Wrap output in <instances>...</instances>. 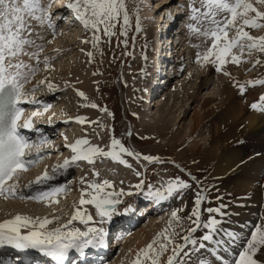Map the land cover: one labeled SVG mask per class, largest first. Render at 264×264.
<instances>
[{"label": "rangeland", "instance_id": "374dc122", "mask_svg": "<svg viewBox=\"0 0 264 264\" xmlns=\"http://www.w3.org/2000/svg\"><path fill=\"white\" fill-rule=\"evenodd\" d=\"M179 1L180 0L173 1L172 4L168 5L169 7L167 10H160V8L162 7L161 0H127V7L130 13V24L127 27V36H123L120 34V27L118 25L117 29L115 30L116 35L112 36L111 38L103 36V33L101 32V40L98 46L95 48L91 43L93 32L86 31L82 27V25L74 19L71 12L70 14H66V12H64L62 20H66L67 17H69L68 22H70L73 27L71 26L70 29H62L61 27V33L62 31H64V33H62L60 37L58 36L52 43L49 42L50 45L48 46V48H51L53 51L49 55L43 57V59H45V57L48 58V67H45L44 62L36 65L35 67L38 68V71L30 79V81L34 82V85H36L35 87H38L36 88L34 93L35 97H42L41 95L52 90L47 87L48 82H52L51 84H56L57 82V85H59V89L56 88L58 89V91H55L53 93L50 92V94L47 96H51L54 93L61 91L55 97L51 98L52 102H48L44 97L38 98V106H35L30 110L31 112L39 111L40 113H42L41 115L34 117L33 120H42L39 122V125L40 128L45 132L54 131V128H57L54 132L49 133L51 138L49 141H47L46 147L44 146V148H46L47 150H52L47 151L45 155L40 158L39 164L34 167L31 170L30 174L25 176L22 181L26 182L28 180V182H30L34 173L44 174L45 171L50 170V167L52 165L60 163L62 158L72 156L73 153L71 152L70 148L66 147V145L73 144L77 139L86 138L90 143H95L98 141V139H106L105 141L108 142L107 145L109 149V145L111 143L113 135L117 137L116 139H120L126 147L139 154V159L134 156H129V159L127 161L133 166L135 163L137 171L134 172V170H131L130 167L125 166V168L129 169L130 179L131 181H133L128 182L130 181V179L127 178L126 175L119 174L120 171L118 170V173H115L114 170L112 171L108 168L109 165L106 158L97 159L95 164H89L83 160L78 161L77 165L74 167V174H72V179L70 181L74 182V187L70 188V190L66 192V194H64L67 199L62 200L61 198H57L58 203L52 202L55 198L43 200L40 202L24 201L20 198L5 200L3 203H0V222L13 219L17 215L31 217L32 219H36L38 216V218L40 219H43L45 217H47L48 219L59 217L60 221H62L66 215L71 217L74 209L76 207H79L78 204L81 198V190L86 187L85 184L81 183L80 179L84 178L86 182H93V176L95 175L92 174L90 169H98L101 171V181L105 179L111 181L114 189L117 192L120 189H123L124 192H126V189L131 188L130 192L132 194L129 195L128 198V201L131 204L128 205L129 202L126 203L127 199L123 198L122 203H126L123 206L124 209L128 206H133L135 197H137L138 200L137 202H135L136 205L137 203H140L142 201L138 196L139 190H137L134 185H137L141 181H143L145 182L143 190L148 189L149 173L147 172L151 173L150 181L152 184V189L154 190L157 188L163 190V188L166 187V182L170 179L175 178L182 179L191 185L189 189L185 190L182 193V195L179 197L178 202V198H176L177 196L171 197V199L176 198L175 200H169L170 205H176V208H178L177 210L183 209V211H179L178 213V215L182 218L179 222L172 220L170 213L172 212L171 210L173 208H170V211L166 209L167 211L165 212H162L163 209H161V211L157 214L156 212H154L150 215V218L145 214L144 216L138 215L140 211L136 212L143 223H139L140 226L137 227L136 230H134L133 235L140 233V231L146 230L147 227L150 226L149 223L152 220H156V222H158V220L160 219V223L166 221V223H164L163 225L161 224L162 226L149 228L152 229L153 236H151L150 240H147L144 246L151 242L156 234L160 233L165 228H168L169 232H172L174 230L176 233H178L179 235L176 236V240L181 243L183 242L180 237L185 234L184 230L192 226L187 217L190 215L191 210L194 206V195L198 190L203 191V195L205 197L200 210L202 221H206L209 218L210 214L206 211L208 207L217 208L221 205L226 206L224 214V208H222V214H211L215 216L216 219L222 221L221 224L223 227L221 226V224L219 225V227L224 230V233H222L221 235L225 240L229 239V237L225 235V233H234L236 236L237 233L243 232L244 228L248 227L249 222L253 224L249 233L255 231V227L257 225H261L259 216L262 215L263 209H258V211H256L257 207L254 206L250 208L253 202L248 201L246 203L247 199H245L244 197L247 194L251 198V193L247 192L245 193V195H243V189L239 190V187H236V185L243 184L242 182H240L241 178L236 176L230 182H228V184L224 183L225 180L221 179L222 177H220V179L218 178V180H214L211 178L215 166L214 161L205 162L202 160L207 145L206 143L211 138L210 132L212 129L210 130L209 127L211 124H208V126L206 127H202L200 131L201 135L197 137V139L193 138L192 141H188L187 137H183L181 140L177 139V136L182 134V131L188 130L185 127L188 123L191 122V116L195 111L194 108H196L197 106L196 109L201 110L200 107L203 102L202 99L204 97H207L209 93H212V90H214L213 92L218 91L220 88H223L222 86L225 85L224 80L227 79V76L224 75V68L220 72L214 70L215 72L212 71L211 73L209 65L211 64V62H204L203 60H200L199 62L196 61V63H194L193 65L188 63L185 73L181 77H178L174 81H171L172 83H170L169 86L166 87L165 85L160 89L162 90L161 92L158 88H155L152 91L153 102L151 103V107L149 106V108L152 109L154 104H156V102L158 101L159 105L156 104L154 106V108L152 109V114L156 113V120L159 118H164V120L166 121L165 123L167 124L166 127H168L167 130L169 131L170 129L172 133L170 132L168 134L167 130L166 132L164 131L165 133L163 131L161 132L157 127H155L156 129L153 130L147 128V122L149 121L148 116L150 115H146L145 106L150 102V100L146 101L147 99H144V95L146 91L145 88L147 87V76H149L151 72L149 74L146 73L149 69L152 70L153 64L152 61H150L151 37L148 36V33L144 32L145 26H147V23H149L150 21V23L152 24L156 23V21H158L157 19L162 20L165 14L166 17L170 15V12H172L173 8L178 7ZM66 3L67 0L65 1V4ZM257 7L259 6L257 5ZM164 8H167V6ZM137 9L138 13L136 11ZM141 10L153 11L156 14H153V16L150 17L151 20L148 21V18L142 17L143 15L141 14ZM261 10H264V8H262ZM60 12L61 11L57 13ZM165 24L166 23L163 24V27L166 26ZM160 26L162 28L161 30H164L162 25ZM146 30L149 31V29ZM165 30L163 32H165ZM263 31L264 29L253 30L250 32V34L253 36H260ZM84 40H87L89 42L83 43L82 41ZM125 40L127 41V43H124ZM75 42L76 44L73 45L72 43ZM70 43L72 44V46H70V49H67L66 44ZM51 49H49V51ZM89 52L92 53L91 57L87 55V53ZM43 53L45 52L39 51L40 55H44ZM245 57L244 59L248 62L241 63L242 65L248 66L245 74L241 77L240 71L237 67V69H233L231 71L228 70L230 75L232 77H235L236 79L238 77H241L240 80L243 81L241 82V84H244L247 81H254L264 77V68L262 66V64L264 65V54H254L251 58L247 56ZM257 58H259L261 62L260 64L253 67L252 62ZM211 59H214V57ZM187 62L188 60L186 61V63ZM226 64L227 66H231L230 64L233 63L228 62ZM260 66L262 67L260 68ZM74 71H78V73L74 74ZM202 75L209 77V83L207 87L201 88L199 90L198 87H196L197 80L199 81V78ZM223 77H225V79ZM41 80H44L45 84L41 85L39 83ZM80 81L85 84L84 90H79V86L80 84H82V82ZM177 84L187 85L186 87L184 86V91H178L180 86H178ZM247 87L249 86L246 85V88ZM237 88L238 91L235 95L238 98V92L240 89L239 87ZM82 91H84V97L78 95V92ZM87 91H89V93ZM171 93H177V96L174 97V100H169V103H166L165 98ZM260 95H264V92H262ZM258 97L253 99L252 101L248 97V100L246 99V101L250 102V104L252 105L253 103H257L259 101L260 97ZM193 99H197L200 104L196 105V103H193ZM220 101L221 100L218 99L216 102L210 104L208 106V109L210 107H214L216 104L218 105ZM235 102L241 104L242 100L239 98V100H236ZM247 102H245V105H247ZM90 104H96L98 107L93 108L90 106ZM250 104L247 105V108L249 109H247L244 105V109L247 115H249V113L252 114V111L250 110V108L252 107ZM45 105H51V107H49L47 111H44ZM57 108L59 109V114L64 111V115L66 114V118L70 120L68 124H62L61 122H54L53 124H50V122L55 121L54 118H56L55 116L58 114ZM255 110L257 112H261L259 106ZM256 111L252 115H256ZM55 112H57V114ZM262 112L261 116L264 118V111ZM86 113L99 115L98 118H89V122L90 119L93 118V121L88 125L89 127L85 124L86 121L84 123H79L76 120L77 117L86 118ZM184 113H186L185 120L179 122L180 118L184 116ZM52 115H54V117H52ZM178 116H180V118H177ZM113 119H115L114 122ZM38 121L39 120H37L36 122ZM144 121H146V123L143 125ZM62 122L64 123L63 120ZM42 123L46 124L47 126H41ZM57 124H59L60 126H58ZM211 127L215 128L214 126ZM251 135L252 132L250 131H247L243 134V136H246L243 140V142L245 143L243 144H246L247 148L250 146L248 148L247 155L243 154V150H241L242 148L240 146L238 147L237 144L233 145L232 153H235V151H237L236 148L238 147V151L244 157L246 156L247 158H250V156L252 157V155L254 154V148H262L264 146L261 144V141L251 139ZM199 139L201 140L199 141ZM194 141L195 143H199V146L203 148V151H199L197 147H195L194 149ZM249 141L252 144L248 143ZM254 141L256 144L254 143ZM108 149H106V151ZM239 152L238 154H240ZM145 155L152 156L157 159L152 162H148L143 160L142 158ZM256 155H253V159ZM123 158L125 159L124 156ZM141 167L144 172H146L145 169L147 170V172L145 173V179H140L143 177V171ZM238 168L239 166L235 167L234 170H237ZM40 171H42L43 173H41ZM244 171L245 170H243V172ZM248 171L251 172H249L250 174L259 173V181L256 182L252 190L256 189L262 182L261 187L259 188H261L264 193V166L257 164L256 166L250 167ZM137 172L141 174L138 177H136L135 174ZM60 173L61 171L57 170L54 174L59 175ZM79 174L80 179L77 178ZM73 175L75 177H73ZM22 185L23 183L18 184L17 188ZM108 191H112V189H108ZM141 195L144 196V193H141ZM227 196H229L228 199H226ZM262 199H264V195L262 196ZM152 200L153 199L150 198V200L148 201ZM226 200L228 201V203H226ZM89 207H91L92 210L94 209L92 205H89ZM89 207L86 205L85 209ZM233 207H235L237 210L232 211L233 214H229V211ZM226 210H228V212H226ZM53 211L62 213L61 215L54 214ZM119 212L121 213L122 211ZM123 214H125V212ZM230 215H232V217L234 215L236 216V218H231L227 222H223V219L227 220L225 219V217H230ZM254 216H256V218L255 222L253 223L251 220ZM170 221H172L171 227H169ZM62 223H59L58 225ZM104 225H106V223L102 225L105 228ZM79 226H81V224ZM55 227H57L56 223H52L47 226L49 230ZM71 227H74V225H72ZM205 232V229L200 228L196 233H194V237L199 238ZM240 235L241 233L238 236L240 237ZM132 236H128L126 240L127 243L122 244L114 254V258L112 259L111 256L107 263L112 260L110 262L112 264H124L123 261L120 260V258L127 256L129 249H131V244L133 243L131 242ZM221 252L224 254L229 253L230 247H228L227 245H221L220 247H217L215 255H212L210 250H201L199 253L193 254V257L197 258L199 255V258H206L209 264V260L212 257V263L218 264L215 263V259L216 255H221ZM169 254L170 252L164 254V256L161 258V264H166L167 256ZM128 257L129 260L127 262H124L130 264L129 261L131 260V258L134 259L135 256L128 255ZM188 264H196V261L192 258L188 262Z\"/></svg>", "mask_w": 264, "mask_h": 264}, {"label": "snow or ice", "instance_id": "6c2138e0", "mask_svg": "<svg viewBox=\"0 0 264 264\" xmlns=\"http://www.w3.org/2000/svg\"><path fill=\"white\" fill-rule=\"evenodd\" d=\"M50 7V4L45 6L43 0H0V196L6 199L9 196H19L20 199L40 202L49 200L65 190L63 186H60L47 191H36L35 194L30 193L27 196L16 191V182L19 180L20 173L26 172L29 166L37 163L41 158V147L47 143L43 139L36 144L30 143L20 133L22 128H32L33 118L42 114L39 111H32L29 116L24 117L25 110L20 106L21 103H39L34 97L36 89L31 90L33 99L28 101L29 93L24 88L25 83L36 74L38 68L26 64L21 57L28 56L39 64V51H42V46L36 45L31 39L34 32L31 22L39 21L43 24L46 20L51 21L53 14ZM65 7L86 31L93 32L91 43L94 48L101 40V32L103 36L111 38L116 35L115 30L118 25L120 34L127 36V27L130 24L127 0H67ZM187 7L190 20L189 31L211 41L203 54L197 53V62L202 56L204 62H211L216 66L215 70L220 72L222 66L228 62L239 66L242 62H248L244 59L245 56L251 58L254 54H264V35L250 34L251 30L264 29V10H261L264 8V0H188ZM136 11L138 13V9ZM82 42L88 43L89 41ZM124 43L127 41L125 40ZM30 46L36 47L39 51H27L26 49ZM87 55L91 57L92 53L89 52ZM213 57L214 59H211ZM260 62L257 58L252 62L253 67ZM44 64L47 68V57L44 59ZM224 75L227 76L230 73L225 71ZM39 83L43 85L45 81L41 80ZM257 84L264 85V79L247 81L244 84H238V87L243 93L246 85L255 86ZM47 87L54 89V85L50 82L47 83ZM78 95L84 97L83 92H78ZM90 106L98 107L96 104ZM49 107L51 105H45L44 111H47ZM251 107L256 109L258 104L253 103ZM259 107L261 111H264V95L260 97ZM76 120L84 123L86 118L77 117ZM66 147L70 148L73 155L70 159L66 158L62 164H58L53 171L66 169L72 163L81 160L95 164L98 158H111L114 162L130 167L123 158L124 155L140 158L138 153L116 138L111 139L107 151L102 147L91 145L86 138L77 139ZM32 149L36 151V159L29 158ZM142 158L148 162L157 159L148 155ZM93 174L99 177V173L94 171ZM136 175L141 174L137 172ZM49 178L48 172L45 171L42 176L30 181L26 187L31 188L33 185L42 184ZM9 181L13 182L9 183ZM81 183L86 184V187L81 190L79 204L94 207L96 216L99 217L94 223L98 225L111 222L113 215L117 214L118 205L122 203L121 197L125 194H132L131 192L125 193L123 189L117 192L107 179L89 183L81 178ZM134 187L142 190L144 182L141 181ZM190 187L191 185L184 180L175 178L168 180L163 190L160 188L153 190L149 186L147 191L149 198L160 202L162 199L173 196L180 197ZM86 196L88 198H85ZM204 198L201 190L194 195V206L187 217L192 226L184 230L185 234L180 237L182 243L176 240L178 233L174 230L169 232L168 228H165L157 233L145 247L136 252L131 264H161V258L168 252L170 254L167 256L166 264H188L193 254L201 250H210L211 254L215 255L216 248L221 245L232 247L238 238L234 233H225L229 237L225 240L221 235L224 230L219 227L222 221L211 215L213 213L222 214L223 205L217 208L208 207L206 211L210 214L209 218L206 221L201 220L200 210ZM52 202L58 203L55 200ZM131 210V206H128L124 212ZM179 211L183 209L171 212L173 221L179 222L182 219L178 215ZM59 219V217L32 219L17 215L13 219L0 222V248L11 247L17 251L37 250L49 257L53 264H66L69 254L73 251L83 255L88 249L104 246L105 229L102 226H90V222H93V215L86 209L76 207L66 223L51 230L47 228ZM74 221L85 225V230L70 227ZM171 226L172 221L169 222V227ZM200 228L205 229L206 232L199 238L194 237V233ZM261 250H264V224L255 227V231L246 240L245 246L239 251L232 264H259L254 257ZM196 264H209V262L201 257Z\"/></svg>", "mask_w": 264, "mask_h": 264}, {"label": "bare ground", "instance_id": "6f19581e", "mask_svg": "<svg viewBox=\"0 0 264 264\" xmlns=\"http://www.w3.org/2000/svg\"><path fill=\"white\" fill-rule=\"evenodd\" d=\"M173 1L174 0H161V3H162L161 6L162 7L160 8V10H162V9H164V10L166 9L167 10L168 7H169L168 5L172 4ZM50 5H51L50 11L53 14H56L59 11L64 12V8L66 9V7H64L63 9H60V8L57 9V6H63V3H62L61 0H55V1H53V4L51 3ZM166 6H167V8H164ZM176 12H177V10H176ZM187 12H188V15H189V11H187ZM141 14L143 15L142 16L143 18H148L149 19L148 21H150L151 20L150 17H152L153 14L155 15L156 13H154L153 11H145L144 10V11L141 12ZM182 14L183 13H179L178 14V12H177L176 15H170V16L168 15L170 18L167 21H165V18H163V21L157 19L158 21H156V23H152L151 24L150 23L151 21H150L149 23H147V26H145V31L144 32L148 33V36L151 37V47H150L151 53H150V58H151L152 64H153L152 71L155 68H159V67L162 66L161 63H163V62H161L160 57L157 58V56H158V54H161V52H163V49H165L164 50L165 54H167V52H168L167 55L170 56V54L171 55L175 54V49L177 48V47L172 46V44H170L171 45L170 47L168 46V44L166 43V41L163 39V37H164L163 30H161L162 28H161L160 25L166 23L165 25H166L167 28L165 30V33L166 34H169L168 35V38H170V33H169V30H168L169 28H171L170 23H172L174 20L180 19V17H181ZM178 16H179V18H177ZM159 18H161V17H159ZM56 20H58V18ZM161 21H162V23H161ZM45 22L43 24H41L39 21H32L31 22L32 23V27L34 29V32H33V35L31 36V39H33L35 41L36 45H42L40 43V40H42L41 38H48V37L51 36L50 35V32L48 31V29L45 27ZM64 23H65V25H61L62 29L63 28L64 29H70V26H72L70 24V22H68V19H66L64 21ZM146 29H149V31L146 30ZM251 31H253V30H251ZM62 33H64V31H62ZM260 35H264V31ZM59 37H60V35H59ZM190 38H191V41L193 43V46L195 47V51L203 54L205 52L203 50V47L210 40H206L205 37H203V36H201L199 34L193 33V32L190 33ZM162 40H164V41H162ZM178 41L180 42V45L182 46L179 50L180 51H183L184 43L179 38H178ZM174 42H177V41L175 40ZM72 44L74 45V44H76V42L75 43H72ZM72 44L71 43L70 44H66L67 45V49H70L71 48L70 46H72ZM26 50H30L32 52L39 51V49H37L34 46H30ZM43 54H45V53H43ZM178 55L179 56H178L177 59L180 60V61L177 60L176 61V64L178 62L179 63L181 62L182 64L180 66H182L183 63H184V60H185L184 59V54L182 55V54L178 53ZM175 56H177V54ZM209 65H210V72L212 73V71L215 70L216 66L213 65L212 63L209 64ZM230 65L231 66H227V64H225L224 66H222V69L224 68V72L227 71L229 73V71H231L233 69H237V67H238V70L240 71L241 77L245 74V71H247V68H248L247 65H242V64H239V66H237L236 64H230ZM262 66L264 68V65L263 64H262ZM262 66H260V68ZM161 70H163V72H164V69H161ZM75 73L77 74L78 71H76V72L74 71V74ZM88 75H89V73H88ZM150 75H151V73H150ZM259 75H261V74H259ZM149 76H147V78ZM225 77H223V78L225 79ZM241 77H238L236 79L235 77H232L231 75H227V79L224 80L222 78L225 81V85L222 86L223 88H220L218 91H215V92H213L214 90H212L211 91L212 93H209L207 97H204L203 98L204 100L202 99L203 102H202V105L200 107L201 110H197L196 109L197 106H196V108H194L195 111H194L193 115L191 116V120H190L191 122L188 123L186 125V127H185L188 130L182 131V134H180L179 136H177L178 137L177 139H180L181 140L183 137H187L188 138V141H192L193 138H196L197 139V137H199L201 135L200 131H201L202 127H206V126H208V124H211L209 126L210 127V130L212 129L211 132H210L211 133V138L207 141V143L205 142L207 145H206V148H205V151H204V155L202 157V160L205 161V162L214 161V163H215L214 170H213V173L211 175V178L214 179V180H218V178L220 179V177H222L221 179H224L225 180L224 183L228 184V182H230L234 177H236V176L237 177H240L241 178L240 179V182H242L243 184L236 185V187H239V190L240 189H243V193H242L243 195H245V193H247V192L251 193V198L247 194L244 197L245 199H247L246 203L248 201L253 202V204L251 203L252 205H251L250 208H252V207L255 206V207H257L256 211H258V209H261V210L263 209L262 210V215L259 216L260 223L262 225V224H264V199H262V196L264 195V193L261 190V188H259V187H261V183L262 182L260 183V185L256 189L252 190V188H253V186H255L256 182L259 181V173L258 174L257 173L256 174L255 173L250 174L251 172L248 171V170H249L250 167L256 166L257 164H260L261 166L262 165L264 166V146L262 148H260V147L259 148L258 147L257 148H254V154L255 155L257 154L254 157V159H253V155L254 154L252 155V157L250 156V158H247L246 156L244 157L238 151V147L240 146L242 148L241 150H243V154H245V155L248 154V148L250 146L247 148L246 144H243V143H245V142H243V140L246 137V136H243V134L245 132H247V131L252 132V135L250 137L251 139L256 140V141H261L262 142L261 144L264 145L263 144L264 143V118L261 116L263 114L262 111H261L262 112V114H261V112H257L256 110H254L252 112V114L256 111L257 112L256 115H252L251 113H249V115H247V113L245 112V109H244L245 108L244 107L245 104H242L243 101L241 103L242 105L240 103L235 102L236 100H239V97L237 98L235 94H237V91H238L237 90L238 89L237 88L238 87V84H241V82H243V81L240 80ZM164 79L165 78H163V80ZM208 79H209V77H207V76H203V75L200 76L199 81L197 80V86L196 87H198L199 90L201 88L207 87L208 86V83H209L208 82L209 81ZM68 82H67V84H68ZM80 82H82V81H80ZM189 82H190V79H189ZM170 83H172V82H166V87L169 86ZM195 83H196V81H195ZM57 84H58L57 82H56V84L55 83L53 84L54 85V89L58 88L59 85H57ZM60 84H63V83H60ZM186 85L187 84H180V85H178V86H180V88L178 89V91H180V90L181 91H184ZM155 86H157V85H155ZM155 88L157 89V87H152L153 90ZM54 89L50 90V92L53 93L55 91H58L59 88L56 89V90H54ZM84 89H85V84H83V82H82V84H80V86H79V90H84ZM145 89H146V91H145L144 99L146 98L147 99L146 101H149L150 100V102L147 103L146 106H145L146 115H150V116H148L149 121L147 122V128L153 130V129H156L155 127H157V128L160 129L161 132L162 131L163 132L164 131L166 132V130H167L168 127H166L167 124L165 123L166 121L164 120V118H162V119L159 118V119L156 120L155 119L156 113L155 114H152V109L154 108V106L156 104L159 105L158 101L156 102V104H154V106H153L152 109L149 108V106L151 107V103L153 102V98L151 97V99H150L149 98V95H148V92H149V90H148V80H147V87ZM158 89L160 90L161 88L159 87ZM152 91H151V93H152ZM82 92H84V91H82ZM87 92L89 93V91H87ZM262 92H264V87L258 88V89L256 88V89L250 91L248 97L252 101L253 99L257 98L258 96L260 97L261 96L260 94ZM177 93H171L170 95H168L165 98L166 103H169V100H174V97L177 96ZM248 97H247V100H248ZM218 99L221 100L219 102V104L218 105L216 104L214 107H212V108L210 107L211 109L210 108L208 109V106L210 104L216 102ZM193 103H196V105L197 104H200L197 99H193ZM246 104L249 105L250 102H247ZM247 105H245L246 108H247ZM247 109H249V108H247ZM145 110H144V112H145ZM58 111H59V109L57 108V112ZM57 112H55V113L57 114ZM185 114L186 113H184L183 114L184 116L181 117V118H180V116L177 117V118H180L179 122L185 120V118H186ZM52 117H54V115H52ZM55 117H56V118H54L55 121L50 122V124H53L54 122H62V120L64 121V119L66 118V114L64 115V111L62 113H60V114L58 112V114ZM90 117L98 118L99 115H97V114L94 115L92 113H90V114L89 113H86V123L85 124L87 126L93 121V118H92V119H90V122H89V118ZM244 119H245V121H244ZM39 122L40 121L37 122V124H38L37 125V129L39 131H41L43 135H45L48 132H45L43 129L40 128ZM145 123H146V121L143 122V125ZM42 124H44V123H42ZM57 125L60 126L59 124H57ZM57 125H55V126H57ZM41 126H47V125L44 124V125H41ZM184 126H185V124H184ZM211 126H214L215 128H212ZM54 129H56V128H54ZM50 132L51 131H49V133ZM167 132L169 134L171 132L170 129H169V131L167 130ZM160 137H161V135H160ZM105 140L106 139H98V141L95 142V143L93 142V144H95V145L97 144V146L102 147V148H104L106 150V149H108V145H107L108 142H106ZM200 140L201 139H199V141ZM248 143H251V142L249 141ZM254 143H255V141H254ZM234 144H237L238 147L236 148L237 151L234 150L235 153L234 152L232 153V149H233V145ZM193 145H194L193 146L194 149H195V147H197L199 149V151H203V148L199 146V143H197V142L195 143V141H194V144ZM229 148H230V150H229ZM191 149H193V148H191ZM51 150H47V151H51ZM238 152L240 154H238ZM111 166H112V169H116V170L120 171L119 174L126 175L127 178L130 179L129 171H127L128 168H124L121 165H118V164H116L114 162L112 163ZM237 166H239V168L237 170H234L235 167H237ZM243 170H245V171L243 172ZM21 175L22 174H20V176ZM19 178H21V177H19ZM22 178H24V175L22 176ZM17 182H20V179ZM128 182H133V181H131V179H130V181H128ZM25 183H27V182H25ZM144 185H145V182H144ZM20 192L23 193L26 196V194L24 193V191H20ZM228 198H229V196L226 197V199H228ZM260 198H261V200H260ZM64 199H67V198H64ZM64 199H62V200H64ZM68 202H70V201H68ZM134 203H133V206H134ZM226 203H228L227 200H226ZM10 204H12V203H10ZM161 204H162L161 202H156L154 199L152 201H148L145 205L138 206V210H139V208H142L140 210V213L138 215L144 216V214H145L147 217L150 218L151 217L150 215L152 214V212L155 209L158 208V210H159V208L160 209H163L164 208L162 206L160 207ZM168 205H170V203H168ZM87 206L89 207V205H87ZM135 206H136V203H135ZM170 206H169V209H170ZM79 207H82L84 209V205L83 206H79ZM223 208H224L223 209V214H224L225 213L226 206H224ZM250 208H248V209H250ZM234 210L236 211L237 209L235 207H233L229 211V214H233L232 211H234ZM90 211H91L90 213L93 215V219L94 220H97L98 217L96 216L95 210L94 209L93 210L91 209ZM53 212H54V214H60V215L62 213V212L60 213V212H56V211H53ZM226 212H228V210H226ZM12 215H15V214H12ZM124 215L125 216L127 215L129 217L128 214H124ZM138 215L136 217L138 218V221H140V222H138V224H139V223H141L143 221L141 220V218H139ZM234 215H233V217H232V215H230V217L229 216L225 217V219H227V220H224L223 219V222L224 221L227 222L231 218H236V216H234ZM254 217L256 218V216H254ZM254 217L252 219H254ZM69 218L70 217L66 215L65 218L62 221H60V219H59L58 221H55L54 223H56V226H59L58 225L59 223H62L63 221L64 222L62 224L66 223ZM51 219H53V218H51ZM169 219H171V218H169ZM159 220H158V222H156V220H152L149 223L150 226L147 227L146 230L140 231V233H137V234H134V235H133V233H134V231H133L131 233V235H129V236H132L133 235L132 236V241H131L133 243L131 244V249H129V251L127 253V256H124L123 258H120V260H122L124 264H128V263H126L129 260L128 255L135 256L136 251L139 250L140 248H142L144 246V244L147 242V240H150L151 239V236H153V233H152V229H149V228H153V227H157V226H162L164 223H166V221L160 223ZM161 220H162V218H161ZM138 224L135 225V227L138 226ZM107 225H108V222L106 223V226ZM106 226H105V228L107 229ZM221 226H222V224H221ZM130 227H131L130 225H126L125 228L126 229H130ZM22 231H26V229H22ZM244 235H246V233H241L240 237L239 236L237 237L238 239H237L236 243L232 247H230V251L232 250L230 252V258L231 259L234 258V257H236L237 253L242 248V247H240V245L242 244L241 240L242 239H246V238L248 239V236H244ZM123 241H124V238H123ZM121 243L122 242L118 243L115 246V250H116V248H118V246ZM124 243H127V241H125ZM113 250L112 251L110 250L111 253H107L106 256L103 255L101 258H104V261L105 262H108L109 259L111 258V254H112ZM254 258L258 260L259 264H264V250L258 251L257 254H256V256ZM132 260L133 259L131 258V260L129 261L130 264H131V261ZM124 261H126V262H124ZM209 261H210V264H213L212 263V261H213L212 257L210 258ZM215 263H218V264H222V263L223 264H230L231 262L229 260H225V259L217 256L216 259H215Z\"/></svg>", "mask_w": 264, "mask_h": 264}]
</instances>
